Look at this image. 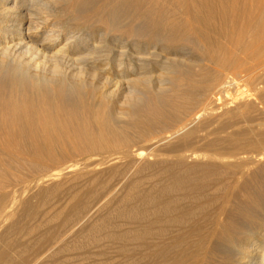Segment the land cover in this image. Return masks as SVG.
Masks as SVG:
<instances>
[{
	"label": "bare ground",
	"instance_id": "obj_1",
	"mask_svg": "<svg viewBox=\"0 0 264 264\" xmlns=\"http://www.w3.org/2000/svg\"><path fill=\"white\" fill-rule=\"evenodd\" d=\"M70 2L0 0V225L48 188L73 236L128 187L148 264H264V0Z\"/></svg>",
	"mask_w": 264,
	"mask_h": 264
},
{
	"label": "rangeland",
	"instance_id": "obj_2",
	"mask_svg": "<svg viewBox=\"0 0 264 264\" xmlns=\"http://www.w3.org/2000/svg\"><path fill=\"white\" fill-rule=\"evenodd\" d=\"M88 1L89 0H87L86 2ZM86 2H84L83 0H71L70 3L64 6V9L70 13L74 11L76 15L81 16L83 14L85 15L88 10H91L98 4V2H96V4L95 3L91 4L90 2L88 3ZM68 15L69 17H67ZM67 16H64V19L62 17V20L63 21L65 20V22L67 21L68 23L70 22L69 24H76L79 22L76 19L73 20L74 17H72V14H67ZM65 17L69 19H66ZM75 20L78 22H75ZM65 22H64V25H69L67 23L65 24ZM94 29L93 28L88 29V31H91V30L95 31L93 39L97 42L101 41V43H103L102 45L106 47V45H108V43L110 42L111 38H113L114 35H112L111 33L105 32L103 29H102L103 32L101 29H97V30L96 29L94 30ZM96 33L98 36L96 35ZM108 34L109 36H111L110 40H108L109 38L107 39L106 37L108 36ZM170 44L173 45L177 43L171 42ZM194 54L195 55H193V57L194 56L195 57L193 59L197 57L199 58L198 53L195 52ZM154 72L155 71L153 70L151 74L153 78L157 76L156 74H158V73L155 74ZM145 180H146V177H145ZM91 186L94 187L95 185H91ZM140 187L141 188H139V190L146 192L150 186L148 182L145 181L143 183L142 182L140 183ZM17 188L18 186H16L15 189ZM127 188L125 190L123 189V191L120 192V195H118L119 197H116L117 201L115 199V202L112 203V205L109 206V208L106 209L103 212V214L99 215L98 218L96 217L95 220L91 222L90 224H88L82 231H80V229L82 228H80L79 230L77 229V231L75 232L73 236H70V234L68 235L69 231L66 232L68 226H65V223L67 222L66 219L69 215L68 211L63 210L62 212H60L58 210H54L56 206L55 204L56 201L55 199L51 198L53 197V194L51 195L52 193L51 189L45 188L40 191L34 190L35 192L31 191V193L30 192L28 193L27 191V196H26V192H23L22 200L23 202L25 201V205H23V207L19 209L14 219L6 218V220H4L5 223L2 222V224L0 225V235H2L0 237V248H1L0 251L5 248L3 255L5 256L9 255L8 258H10V260L12 259L14 260L16 257L18 258L25 257V258L32 259L33 261L34 257L36 258L38 254V255H41L40 258L45 261H57V262L61 261V263L63 264H148L152 256L149 255V252L147 250V246H148L147 241H146L147 237L140 234L141 232L144 234L143 232L144 230L140 228V232H139L140 238L141 236H143V238H141L142 240L137 239L139 237L135 238L136 236L133 238V236L137 234L136 232L137 229L133 227V224H135L136 222L140 224H144L145 218L143 219L141 218L143 216L141 217L139 216V220H138L136 218L131 217L133 219L131 221V218L129 217L130 216L129 210L132 207L134 208L140 205L141 208L144 209V205L140 204V201L135 200V199H131V200L128 199L127 201V198H126L127 195L133 192V190L131 191V189L128 188L130 190L129 191ZM87 190H89V187L87 189H84L83 192H81L82 193L81 196L83 199H86L88 197V195L86 194ZM154 190L159 192L158 187H155ZM127 191L129 193H127ZM63 197L65 198L67 196L63 195L61 196V199H63ZM124 198L126 199L124 200ZM62 201H66V200L63 199ZM123 201H126V202H123ZM11 202L13 203V200H11V195H10V199L7 201V204H6L8 210H9L10 205L12 204ZM57 204H59V202ZM40 207L41 208L43 207V208L41 209ZM127 219H129L130 221ZM101 220L103 221L99 223ZM128 222L131 224H129ZM100 224H101V227H100ZM9 225L11 226V228H9L10 227ZM128 233L131 236H129ZM122 235H124L123 238H122ZM159 242L160 241L158 240L157 243ZM8 263L12 264L10 262Z\"/></svg>",
	"mask_w": 264,
	"mask_h": 264
}]
</instances>
